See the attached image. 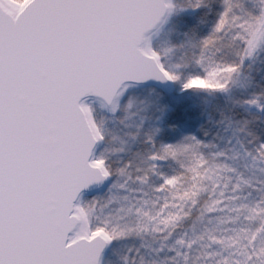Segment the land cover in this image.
Returning a JSON list of instances; mask_svg holds the SVG:
<instances>
[{
    "label": "snow or ice",
    "instance_id": "1",
    "mask_svg": "<svg viewBox=\"0 0 264 264\" xmlns=\"http://www.w3.org/2000/svg\"><path fill=\"white\" fill-rule=\"evenodd\" d=\"M0 264H264V0H0Z\"/></svg>",
    "mask_w": 264,
    "mask_h": 264
},
{
    "label": "trees",
    "instance_id": "2",
    "mask_svg": "<svg viewBox=\"0 0 264 264\" xmlns=\"http://www.w3.org/2000/svg\"><path fill=\"white\" fill-rule=\"evenodd\" d=\"M196 22L194 17H183V18H173L168 24L167 29H179V31H184L186 30L191 24H194ZM163 37V36H162ZM161 38L159 39L158 42H154L159 44Z\"/></svg>",
    "mask_w": 264,
    "mask_h": 264
},
{
    "label": "rangeland",
    "instance_id": "3",
    "mask_svg": "<svg viewBox=\"0 0 264 264\" xmlns=\"http://www.w3.org/2000/svg\"><path fill=\"white\" fill-rule=\"evenodd\" d=\"M168 28V25H166V27H165V32H162V33H160L159 35H157L156 36V38L153 40L154 42L156 41V42H158L159 41V39L161 38V40H160V42H159V44H162V43H164L167 39H169V38H175V36H176V32H173V35H172V37H168L167 36V29ZM177 31H179V29L177 28ZM163 36V37H162ZM177 55H179V53H177ZM113 260H115V257H113Z\"/></svg>",
    "mask_w": 264,
    "mask_h": 264
},
{
    "label": "water",
    "instance_id": "4",
    "mask_svg": "<svg viewBox=\"0 0 264 264\" xmlns=\"http://www.w3.org/2000/svg\"><path fill=\"white\" fill-rule=\"evenodd\" d=\"M166 27V26H165ZM156 38V36L153 37V40Z\"/></svg>",
    "mask_w": 264,
    "mask_h": 264
}]
</instances>
